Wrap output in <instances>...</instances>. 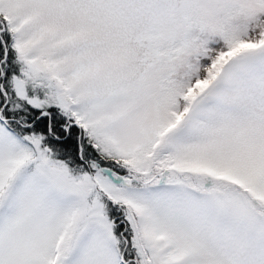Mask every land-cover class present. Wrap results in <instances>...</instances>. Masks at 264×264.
I'll list each match as a JSON object with an SVG mask.
<instances>
[{
	"label": "snow or ice",
	"instance_id": "6c2138e0",
	"mask_svg": "<svg viewBox=\"0 0 264 264\" xmlns=\"http://www.w3.org/2000/svg\"><path fill=\"white\" fill-rule=\"evenodd\" d=\"M240 9L0 0V264H264V27Z\"/></svg>",
	"mask_w": 264,
	"mask_h": 264
},
{
	"label": "clouds",
	"instance_id": "9594fccd",
	"mask_svg": "<svg viewBox=\"0 0 264 264\" xmlns=\"http://www.w3.org/2000/svg\"><path fill=\"white\" fill-rule=\"evenodd\" d=\"M209 22L215 24L217 18H210ZM231 23L234 27H264V0H241V9L232 15Z\"/></svg>",
	"mask_w": 264,
	"mask_h": 264
}]
</instances>
